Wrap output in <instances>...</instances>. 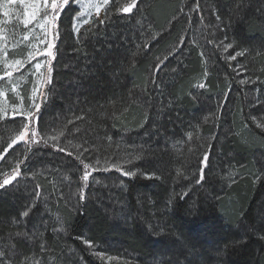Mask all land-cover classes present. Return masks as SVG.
I'll return each instance as SVG.
<instances>
[{"label":"trees","instance_id":"obj_1","mask_svg":"<svg viewBox=\"0 0 264 264\" xmlns=\"http://www.w3.org/2000/svg\"><path fill=\"white\" fill-rule=\"evenodd\" d=\"M190 5L194 0H141L131 14L111 15L98 35L83 25L80 43L72 31L77 6L62 14L39 129L63 130L61 145H84L85 157L99 158L101 167L107 160L136 175L94 172L80 203L82 165L51 146L33 147L19 183L0 189V243L16 246L18 264H173L165 255L173 250L175 264H264V128L258 126L264 125V0H201L199 13L189 12ZM180 39L152 84L157 57ZM228 43L233 48L225 51ZM237 50L245 55L229 59ZM24 151L23 142L14 145L0 169L12 158L13 167ZM205 151L206 178L197 184ZM141 152L142 159H132ZM254 175L261 179L254 182ZM119 197L126 204L122 224L106 209ZM108 246L130 258L96 255Z\"/></svg>","mask_w":264,"mask_h":264},{"label":"snow or ice","instance_id":"obj_2","mask_svg":"<svg viewBox=\"0 0 264 264\" xmlns=\"http://www.w3.org/2000/svg\"><path fill=\"white\" fill-rule=\"evenodd\" d=\"M141 0H116L115 4L110 8L112 0H0V16L6 18L0 20V121L11 119L13 122L19 125V129L16 134L11 138V141L7 143L6 147L0 150V161H4L6 155L9 153V149H12L14 145L23 142L25 149L23 153V159H17L15 165L11 167V171H5L0 173L3 176L0 179V189H6L8 186H14L15 183H19V178L23 175L21 165H23L28 159V153L32 151L33 147L51 146L54 151L61 152L67 156L73 157L82 165L81 175L79 180L80 195L78 201L83 203L86 201V190L89 187L90 178H93V173L97 171H109L110 168H115L116 171L121 172L122 175L133 177L136 172L133 170H123L119 163H111L107 160L104 161V166L101 167V160L96 158L90 160L85 157V153L89 152V148L80 144H72L71 150L67 145H61L59 138L64 136V131L60 130L54 134L48 135L43 133L39 129V113L41 111L42 103L47 99V95L51 93V89H48L46 93L45 88L51 84V74L53 72V61L56 60L59 48L57 41L60 39V24L62 14H64L68 8L76 5V12L73 13L72 31L77 37V43H80L81 27L83 25H89L86 30L92 35H98L96 29L105 25L113 14L129 15L133 12V9L137 8V5ZM13 5H19L22 8L21 11L15 12V17L18 25H22L24 31L18 32L15 27L11 31H6L3 27L4 24L11 22V17L14 14L12 8ZM239 6V5H238ZM104 10V17L100 18L101 11ZM180 13H184V9L179 10ZM201 12V0H194V6H189V12ZM191 17H189V20ZM217 20H220V16H216ZM141 21H137L140 24ZM151 39H156L155 34L151 33L150 26L148 29ZM184 43L183 39H180L178 44L174 46L163 58L157 57L158 62L153 68V75L150 82L157 84L156 74L162 71L165 66V62L170 56L179 51V47ZM213 43V41H209ZM137 47H140L138 44ZM144 47L147 48L148 44L145 43ZM233 48V44L228 43L224 45V50ZM243 50H237L233 55L229 57L231 60H236L237 57L244 56ZM203 57V53H201ZM43 58V59H41ZM27 65H31V68L24 70ZM175 71V69H173ZM15 73H20L19 76H15ZM206 74V73H205ZM26 75L34 77L32 81L31 95L28 97L30 103H25V97L20 94L18 88L20 83L25 80ZM247 80H242L241 83H248ZM203 89L205 84L198 85ZM10 91L14 94L15 98L20 102L9 104L7 92ZM39 101V102H38ZM17 117H22L20 120H16ZM76 120H82L83 116L75 117ZM68 124H73V120H68ZM264 128V125H258ZM66 127V126H65ZM79 131V129H76ZM107 139L111 140V137ZM193 135L188 134V140L191 141ZM49 141H52L49 145ZM87 144V141H85ZM82 149V150H81ZM189 151H192L190 148ZM209 151L203 153L202 158L198 159L199 165V178L196 180L197 184H201L206 176L205 169L209 164ZM143 157V153H137L132 159L140 160ZM125 163H131V159L125 161ZM178 175L181 174L177 173ZM155 176V173L152 174ZM35 178V174H33ZM159 179V177H156ZM260 175H254V182L260 180ZM98 182V181H97ZM185 192L183 195H187ZM34 197L39 199L41 197V185H35ZM35 204H31L21 213V217H28ZM18 237H28V233L17 232ZM83 239V237H80ZM89 248L92 247L91 241H85ZM41 251L45 250V245H40ZM16 246L11 245L8 251L0 250V264H17L13 257L17 256ZM101 255V253H96ZM27 257L25 256V259ZM109 259H112L109 257ZM20 264H24V260L20 261Z\"/></svg>","mask_w":264,"mask_h":264},{"label":"rangeland","instance_id":"obj_3","mask_svg":"<svg viewBox=\"0 0 264 264\" xmlns=\"http://www.w3.org/2000/svg\"><path fill=\"white\" fill-rule=\"evenodd\" d=\"M12 8L14 10V14L10 18L11 22L4 24L3 27L6 29V31H11L15 27L16 31L22 33L24 31L23 26L22 25H18V23L16 21V17H15V12H17V11H21L22 12V8L19 5H13ZM5 19L6 18H4L3 16H0V20H5ZM57 43H58V41H57ZM41 59H43V58H41ZM29 68H31V65H27L26 68L24 70H22V71H24L26 73L27 69H29ZM14 75L15 76H19L20 73H15ZM51 76H52V74H51ZM242 79H243V76H242ZM32 81H34V77H32L31 75H26L25 76V80L20 83V86L18 88V91L20 92V94L22 96L25 97V95H26V97H27V98H25V103L26 104L30 103V101H28V97L31 95V89H32V86H33L32 85ZM51 83H52V77H51ZM0 84H3V82H0ZM49 85L47 86V88L49 87ZM47 88H45L44 91H46ZM6 94H7V97L9 99V104H11L13 102L18 104L20 102L18 99L15 98L14 94L11 93L10 91H8ZM20 119H22V117H17L16 118V120H20ZM18 129H19V125L17 123L13 122L11 119H6L4 121H0V145L6 140H8L10 142L11 138L16 134ZM14 161H15L14 158H12V159L7 161L8 168L12 167V164H13ZM8 168L0 169V173H3L5 171H11V169L8 170ZM34 171H36V169H34ZM227 171L228 170L225 169V172H227ZM222 174H223V172H222V170H220L218 172V175H222ZM2 178H3V176L0 175V179H2ZM101 183H103V181L96 182L95 186H98ZM26 187H28V186H26ZM25 189H27V188H25ZM107 205L108 206L106 207V209L109 210V213H108L109 218L111 217L110 219H113L112 217H114V219H113L114 223L115 222L116 223H121V224L125 223V221L127 219V216L125 214V209H126L125 206H126V204L122 200V198L119 197V199H117V200H114V199L110 198L109 199V203H107ZM8 248H9L8 245L0 243V249H2L4 251H8ZM100 249L102 251V256L101 257H104L108 261H110V259H108L109 257H113V258L115 257L121 263H124L126 259L130 258V256H128L125 252H122V254H120V253L118 254V252L120 251V248H119V250H116V251H118L117 252V256L112 254L113 253V249H109V246L106 249L105 248H101V247H100ZM165 255L168 258V260H170L173 264H175V262H177V259L179 258L178 251L176 252L174 250L170 251V252H167ZM13 259L16 260L15 257H13ZM131 262H132V260H131ZM134 262H137L138 264H152V262L149 261V260L148 261H134ZM17 264H18V262H17ZM31 264H40V263L38 261L34 262V260H31ZM52 264H54V262ZM177 264H179V262Z\"/></svg>","mask_w":264,"mask_h":264}]
</instances>
